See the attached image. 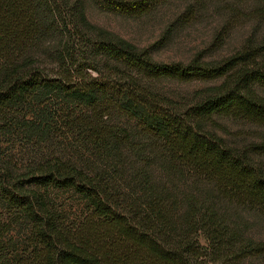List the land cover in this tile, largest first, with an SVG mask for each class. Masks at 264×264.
Returning a JSON list of instances; mask_svg holds the SVG:
<instances>
[{"label":"trees","instance_id":"1","mask_svg":"<svg viewBox=\"0 0 264 264\" xmlns=\"http://www.w3.org/2000/svg\"><path fill=\"white\" fill-rule=\"evenodd\" d=\"M112 1L139 16L167 0ZM54 2L0 0V264L264 260V240L226 212L264 215L252 159L264 137L240 150L212 130L220 117L264 127V47L158 62L91 24L80 0ZM251 13L264 17V0ZM164 80L210 84L186 100L159 89ZM56 191L76 196V220Z\"/></svg>","mask_w":264,"mask_h":264},{"label":"rangeland","instance_id":"2","mask_svg":"<svg viewBox=\"0 0 264 264\" xmlns=\"http://www.w3.org/2000/svg\"><path fill=\"white\" fill-rule=\"evenodd\" d=\"M51 1H55L63 10L76 0ZM64 1H68L66 7ZM80 2L86 19L91 24L124 38L139 49L147 48L153 60L158 62L186 64L197 59L203 63H216L244 48L264 47V17L251 13L257 0H167L152 6L150 11L139 16L120 11L112 0ZM231 4L235 7H231ZM189 5L195 13L189 21H183L182 14ZM56 41L57 36L52 33L46 37L44 44L49 47ZM208 84L210 83L164 80L158 87L173 97L191 100ZM258 90L264 96V90ZM216 120L219 124L212 130L233 148L241 150L250 141H258L264 137V127L225 117ZM252 159L264 172V157L252 156ZM155 169L156 177L163 179L157 166ZM201 191L203 193L206 190L202 188ZM55 193V198L60 207L65 209L68 219L76 220L80 213L76 196L70 191ZM226 212L246 235L264 240V215L236 207H228ZM244 264H264V260L253 258Z\"/></svg>","mask_w":264,"mask_h":264}]
</instances>
